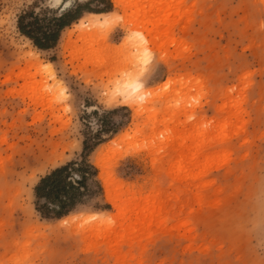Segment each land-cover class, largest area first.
I'll return each mask as SVG.
<instances>
[{
  "label": "rangeland",
  "instance_id": "1",
  "mask_svg": "<svg viewBox=\"0 0 264 264\" xmlns=\"http://www.w3.org/2000/svg\"><path fill=\"white\" fill-rule=\"evenodd\" d=\"M49 2L0 0V264H264V0H139L133 22L129 0H80L60 29ZM145 50L135 114L118 87ZM82 158L74 208L39 213L38 181Z\"/></svg>",
  "mask_w": 264,
  "mask_h": 264
},
{
  "label": "trees",
  "instance_id": "2",
  "mask_svg": "<svg viewBox=\"0 0 264 264\" xmlns=\"http://www.w3.org/2000/svg\"><path fill=\"white\" fill-rule=\"evenodd\" d=\"M73 20L70 14L58 18L59 29L66 26V18ZM19 31L27 36L38 48H45L36 38L25 31L18 22ZM96 170L84 158L79 162H70L66 165L53 169L49 174L42 177L34 187L36 199L35 209L45 215H52L59 218L69 213L76 204L77 197L81 194L79 189L85 185V180L94 175ZM43 201L41 206L38 202ZM49 211L51 213H49Z\"/></svg>",
  "mask_w": 264,
  "mask_h": 264
},
{
  "label": "bare ground",
  "instance_id": "3",
  "mask_svg": "<svg viewBox=\"0 0 264 264\" xmlns=\"http://www.w3.org/2000/svg\"><path fill=\"white\" fill-rule=\"evenodd\" d=\"M117 3H120L121 0H115ZM130 8H131V17H132V22L133 21H139L142 19L143 15H144V7L140 6V2L139 0H129V4ZM108 16L106 14H103L102 17L100 19H97L96 15H91L87 20H86V24L85 26H87L88 28L92 29L95 28L98 25L104 24L107 22ZM70 41H68L67 46H70ZM144 49H147V45H144L143 47ZM143 51V50H141ZM137 59V58H136ZM30 62L33 64L32 66L38 71V72H45L47 73L52 80L54 81V73L51 69V66L49 63L43 64V67L41 66V63L38 61L37 56L36 55H32L30 57ZM137 65V64H136ZM143 65V64H142ZM142 67V66H141ZM139 72H133L129 75L126 76V78L124 79V82L121 86L118 87V91L120 92L121 98L123 99L124 104L129 105L132 109L133 112L135 114H138L139 112V107L137 104H139L138 102H136V104L133 102L135 99L136 100H143V97H146L145 95V91H143V89H136L132 87L133 82H135L137 80V76ZM55 82V81H54ZM127 85V87H126ZM136 106V107H135ZM128 134H123L120 138L121 140H124V138L127 136ZM103 188L105 190V194L107 199L109 200H114L113 198V194L111 192L110 189V183L107 177H103ZM96 216V214H92L91 216Z\"/></svg>",
  "mask_w": 264,
  "mask_h": 264
},
{
  "label": "snow or ice",
  "instance_id": "4",
  "mask_svg": "<svg viewBox=\"0 0 264 264\" xmlns=\"http://www.w3.org/2000/svg\"><path fill=\"white\" fill-rule=\"evenodd\" d=\"M47 9L52 10V14L54 16L63 17L68 15L69 13H74V15L71 17L73 20L80 19L83 16V10L87 9V4L81 3L80 0H50V2L46 5ZM88 11H93L92 9H87ZM106 11L109 15H111L113 18H115L118 23L117 27H119V24L122 23V19L117 15V13H113L110 10H101ZM38 14L40 10H37ZM41 22H43V17H41ZM51 23V21L49 22ZM37 31H42V27L40 24L36 25ZM145 44L147 43L144 41ZM151 63V55L150 53L145 50L143 53V64H144V70L138 80L133 82L132 87L136 89H144L147 88L151 82V75L154 73V69L149 70V65ZM127 87V85H126ZM67 91V89H65ZM148 95H151V92L148 93ZM108 106H111V102H109ZM113 113L111 112H105L103 115L99 118L101 123H110L111 122V116ZM89 191L94 192L95 189H93L91 186L89 187ZM96 217L90 216L89 219H95ZM261 230L264 231V216L261 218L260 223Z\"/></svg>",
  "mask_w": 264,
  "mask_h": 264
}]
</instances>
